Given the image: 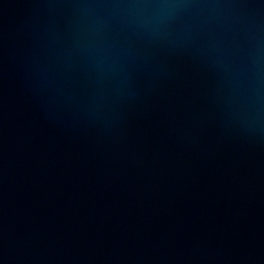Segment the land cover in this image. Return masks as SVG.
I'll return each mask as SVG.
<instances>
[{
    "label": "water",
    "instance_id": "95a60500",
    "mask_svg": "<svg viewBox=\"0 0 264 264\" xmlns=\"http://www.w3.org/2000/svg\"><path fill=\"white\" fill-rule=\"evenodd\" d=\"M0 264H264V0H0Z\"/></svg>",
    "mask_w": 264,
    "mask_h": 264
}]
</instances>
